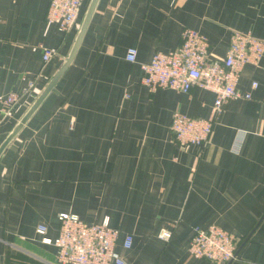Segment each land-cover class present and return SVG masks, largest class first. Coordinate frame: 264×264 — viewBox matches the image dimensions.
Returning a JSON list of instances; mask_svg holds the SVG:
<instances>
[{
    "label": "crops",
    "instance_id": "1",
    "mask_svg": "<svg viewBox=\"0 0 264 264\" xmlns=\"http://www.w3.org/2000/svg\"><path fill=\"white\" fill-rule=\"evenodd\" d=\"M89 2L61 31L46 20L49 0H0V94L20 93L0 143L61 66ZM183 27L223 56L232 29L264 40V0H97L71 62L0 153V264H60L36 230L55 237L59 212L108 216L123 264H217L187 249L193 226L211 223L237 238L226 264H264V51L236 83L250 97L226 100L206 143L180 144L173 111L210 116L214 93L150 89L140 64L178 46ZM45 49L55 50L46 60Z\"/></svg>",
    "mask_w": 264,
    "mask_h": 264
},
{
    "label": "built area",
    "instance_id": "2",
    "mask_svg": "<svg viewBox=\"0 0 264 264\" xmlns=\"http://www.w3.org/2000/svg\"><path fill=\"white\" fill-rule=\"evenodd\" d=\"M83 0H49L46 20L61 31L76 24ZM264 51V40L250 31L232 29L223 56L211 55L207 36L192 27H183L181 41L169 51L156 50L149 61L141 62V82L150 89L170 87L188 91L196 85L214 93L210 116H191L179 110L172 113L170 128L180 144H204L212 132L214 121L232 97H250V92L236 88L242 67L247 62H258ZM54 49H45L42 57L48 59ZM137 49L130 46L126 59L134 61ZM28 83V87L32 86ZM256 82H253L255 85ZM20 97L17 91L0 94V120L11 112ZM244 130L238 129L232 147L238 150ZM59 230L55 237L44 235L46 227L39 224L36 230L41 240L56 246L55 256L60 264H123L124 259L114 248L119 228L104 216L99 221H86L72 212H59ZM171 230L161 228L158 237L167 240ZM132 234L124 236V246H130ZM188 252L193 257H205L217 264H226L236 257L237 238L228 230L211 223L205 227L195 225L188 241Z\"/></svg>",
    "mask_w": 264,
    "mask_h": 264
},
{
    "label": "water",
    "instance_id": "3",
    "mask_svg": "<svg viewBox=\"0 0 264 264\" xmlns=\"http://www.w3.org/2000/svg\"><path fill=\"white\" fill-rule=\"evenodd\" d=\"M97 3V0H90L85 13L83 15V18L81 20L76 38L72 44V47L67 54V56L64 58L61 66L58 68L56 73L52 76V78L47 82V84L44 86V88L41 90V92L37 95V97L34 99V101L30 104V106L27 108V110L24 112V114L21 116V118L18 120V122L14 125V127L10 130V132L6 135V137L3 139V141L0 143V153L2 152L3 148L6 146V144L10 141V139L15 135V133L18 131V129L22 126V124L28 119V117L31 115V113L35 110V108L39 105V103L42 101V99L45 97V95L48 93V91L53 87L55 81L57 78L61 75V73L64 71V69L68 66V64L71 62L74 53L79 45V42L82 38V35L84 33V30L89 22V19L92 15V12L95 8V5Z\"/></svg>",
    "mask_w": 264,
    "mask_h": 264
}]
</instances>
